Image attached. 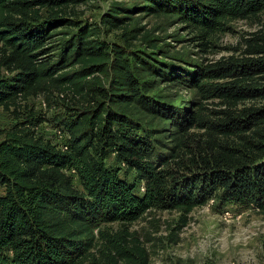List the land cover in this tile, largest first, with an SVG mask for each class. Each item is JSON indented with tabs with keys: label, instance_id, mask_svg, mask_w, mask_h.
Returning <instances> with one entry per match:
<instances>
[{
	"label": "trees",
	"instance_id": "obj_1",
	"mask_svg": "<svg viewBox=\"0 0 264 264\" xmlns=\"http://www.w3.org/2000/svg\"><path fill=\"white\" fill-rule=\"evenodd\" d=\"M97 1L0 0V264H149L147 215L180 214L174 243L213 200L264 215V0H101L91 22ZM236 21L258 29L208 58ZM174 26L194 64L169 55Z\"/></svg>",
	"mask_w": 264,
	"mask_h": 264
},
{
	"label": "rangeland",
	"instance_id": "obj_2",
	"mask_svg": "<svg viewBox=\"0 0 264 264\" xmlns=\"http://www.w3.org/2000/svg\"><path fill=\"white\" fill-rule=\"evenodd\" d=\"M133 1L122 0L118 3L130 5ZM112 2L97 1L85 10V17L89 21H97ZM142 17V16H140ZM141 25L155 26L151 18L143 17ZM233 32H227L221 36L220 48L215 54L207 56L210 59H218L228 56L226 51L220 49L224 46L236 45L243 35L258 29L256 23L250 21H236L231 23ZM179 27L166 29L160 36L164 38V45L171 51L170 56L177 59L176 65L194 64L197 58L193 48L183 42L186 34L179 33ZM164 96L170 99L176 98L188 101L192 96L185 91L171 88H158ZM171 94V96L169 95ZM177 95V96H174ZM175 100V99H174ZM176 101V103H178ZM35 111L45 115L49 120L38 127L42 136L49 138L53 143L59 144V134L51 125L50 119L53 112L46 111L42 99L31 102ZM13 123L12 117L0 109V140L1 131L9 128ZM112 164V157L109 158ZM119 177L124 178L129 184L134 182L131 175L125 176L123 171ZM136 190L141 193V187ZM180 216L175 211L163 212L152 216H145L134 223L131 229L138 231L146 238L151 234V240L147 243L150 251L149 264H264V215L251 207L237 205H222L213 200L206 206L194 209L189 215L188 224L178 233L177 242L169 238L174 225Z\"/></svg>",
	"mask_w": 264,
	"mask_h": 264
},
{
	"label": "built area",
	"instance_id": "obj_3",
	"mask_svg": "<svg viewBox=\"0 0 264 264\" xmlns=\"http://www.w3.org/2000/svg\"><path fill=\"white\" fill-rule=\"evenodd\" d=\"M64 144V143H63Z\"/></svg>",
	"mask_w": 264,
	"mask_h": 264
}]
</instances>
